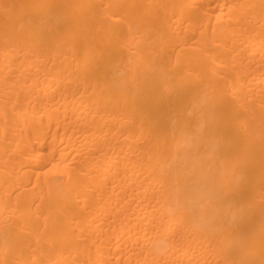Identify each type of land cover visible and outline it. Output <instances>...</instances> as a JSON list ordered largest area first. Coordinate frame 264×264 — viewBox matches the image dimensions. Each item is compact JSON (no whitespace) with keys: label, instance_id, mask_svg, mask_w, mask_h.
Instances as JSON below:
<instances>
[{"label":"bare ground","instance_id":"obj_1","mask_svg":"<svg viewBox=\"0 0 264 264\" xmlns=\"http://www.w3.org/2000/svg\"><path fill=\"white\" fill-rule=\"evenodd\" d=\"M0 264H264V0H0Z\"/></svg>","mask_w":264,"mask_h":264},{"label":"clouds","instance_id":"obj_2","mask_svg":"<svg viewBox=\"0 0 264 264\" xmlns=\"http://www.w3.org/2000/svg\"><path fill=\"white\" fill-rule=\"evenodd\" d=\"M163 247H164V244L163 242H157L156 245H155V248L157 251H162L163 250Z\"/></svg>","mask_w":264,"mask_h":264}]
</instances>
